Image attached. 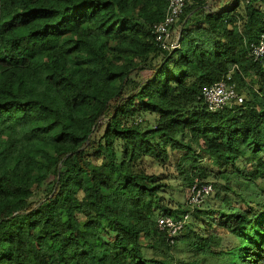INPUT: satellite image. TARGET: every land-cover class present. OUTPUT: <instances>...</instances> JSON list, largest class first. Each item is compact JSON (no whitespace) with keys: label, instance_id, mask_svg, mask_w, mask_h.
Wrapping results in <instances>:
<instances>
[{"label":"clouds","instance_id":"clouds-1","mask_svg":"<svg viewBox=\"0 0 264 264\" xmlns=\"http://www.w3.org/2000/svg\"><path fill=\"white\" fill-rule=\"evenodd\" d=\"M14 2L0 0V80L39 72L42 87L0 91V184L24 193L0 195V264H257L264 0ZM49 46L45 71L32 56Z\"/></svg>","mask_w":264,"mask_h":264},{"label":"trees","instance_id":"trees-1","mask_svg":"<svg viewBox=\"0 0 264 264\" xmlns=\"http://www.w3.org/2000/svg\"><path fill=\"white\" fill-rule=\"evenodd\" d=\"M5 3L7 5L8 9H14L15 8V2L14 0H5ZM2 7V6H0ZM39 11V9H34V8H28L27 12H24L22 10H17L14 11L13 13V19L16 16H21V15H28L29 13H35ZM37 19H42V17H34L33 18V22H35V20ZM8 23H10L11 21H7ZM30 35V34H29ZM24 37H18L17 39H23ZM81 44H86L87 43V38L79 41ZM66 44H71L72 41L71 40H67L65 41ZM103 46V45H102ZM73 47H75V45H73ZM116 50L115 45H110L109 46V51H114ZM72 51V48H68L65 49L64 55L67 56L70 52ZM119 56L117 57L118 61H123L125 60V58L127 56H131L132 55V49L129 48H119ZM32 59L37 62L38 64V68H43L45 71L47 70L48 65L51 64H57L58 61L53 59L52 56V47L49 46L48 48H44L41 47V49H39L36 53L33 54ZM131 62V61H130ZM83 63H87V61H69L67 63H64L61 65V68L63 70V72L65 73L64 75V79H67L69 75H72L73 72H76L79 68V66ZM40 75L39 72H35L32 74H29L27 77L23 78V79H17L15 74H13V79L8 82V83H4L2 80H0V91H4L7 88H12L14 91L13 92H9L8 95H14L15 91H18L20 89H25L31 93H35L38 89H40L42 87V83L41 80L38 78ZM122 75V73H112V76L116 77L117 79L119 78V76ZM49 76L48 75H43V80L47 81L49 80ZM103 84L104 81L100 80L98 82V86L101 88V90H103ZM93 99H95V97H93ZM27 103V101H25ZM5 103L8 104H18L20 103V101H13V100H8ZM0 107H3V105H0ZM5 135L4 133L0 132V146H3L4 142H5ZM9 148L13 147V145L9 144L8 145ZM31 159H33L37 164L40 162L41 159V154L44 153L46 151V146L41 144V143H35L32 145L31 149ZM10 157H11V164L13 167H15V165L17 163H19V161L15 160L14 158V154L10 153ZM33 171L35 173H39L40 169L39 168H34ZM5 179L4 177H0V180ZM23 192H19L17 191V189L12 188L11 191H8L7 187L0 184V195L4 196L5 198H10L13 196H17V195H23ZM221 215H228L227 213H221ZM246 238L248 240V243L251 245L252 249H254L253 255L256 258L257 264L261 259H264V256L261 255V253H264V247H261V240L259 237H257L256 239H253L252 237H248L247 234ZM264 235V234H262Z\"/></svg>","mask_w":264,"mask_h":264},{"label":"built area","instance_id":"built-area-1","mask_svg":"<svg viewBox=\"0 0 264 264\" xmlns=\"http://www.w3.org/2000/svg\"><path fill=\"white\" fill-rule=\"evenodd\" d=\"M210 99H214L217 95H219V89H214L208 93Z\"/></svg>","mask_w":264,"mask_h":264}]
</instances>
